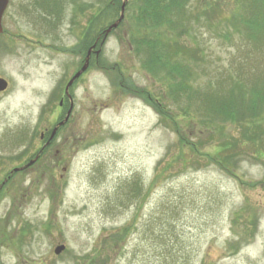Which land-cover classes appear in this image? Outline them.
<instances>
[{
	"label": "rangeland",
	"instance_id": "obj_1",
	"mask_svg": "<svg viewBox=\"0 0 264 264\" xmlns=\"http://www.w3.org/2000/svg\"><path fill=\"white\" fill-rule=\"evenodd\" d=\"M124 1L121 23L103 37ZM243 1L190 0L146 29L142 0H59L54 60L19 44L0 58L10 84L0 98V264H264V133L239 144L244 154L227 174L213 161L240 128L212 119L198 94L240 71L264 86V27L240 34ZM84 9L90 42L102 45L49 140L70 105L63 90L80 48L69 53V24L74 16L83 33ZM157 40L196 53L191 100L176 101L167 75L142 68L136 45ZM148 95L163 103V122Z\"/></svg>",
	"mask_w": 264,
	"mask_h": 264
},
{
	"label": "trees",
	"instance_id": "obj_2",
	"mask_svg": "<svg viewBox=\"0 0 264 264\" xmlns=\"http://www.w3.org/2000/svg\"><path fill=\"white\" fill-rule=\"evenodd\" d=\"M142 2L143 5L139 8L141 13L138 15L141 27L152 29L154 25H164V16L162 14H168V17H170L184 11L186 4L190 0H142ZM242 4L244 12L243 14H238L240 26L243 27V31H239L240 34L245 36L258 35L260 34L258 33L259 30L262 33L264 27V0H244ZM248 14H250L249 19ZM101 34H103V31H101ZM257 38L259 37L257 36ZM94 41L95 39H92L91 44ZM80 45L82 46V44ZM136 46L137 54L140 53L143 57L142 68L144 70L154 76L162 72V79H165L166 75L169 77L172 96L176 97V101L180 98L191 100L189 96L194 95L195 92L198 93V90H194L192 86V74L188 67L191 58L196 54L194 51L180 48L169 42L168 45L159 44L158 40L151 43L144 41L143 44L139 45L138 43ZM78 48L81 50L80 46ZM185 56H188V58H185ZM177 57L184 58L185 61L181 59L182 66L176 62L178 60L176 59ZM248 75H242L240 71L239 74L220 82L216 88L211 89L209 87L208 90L210 92L208 94L198 93L200 97L204 95L199 101L202 108H206L212 119L219 116L221 117L220 120L229 121L240 128L238 137H230L229 143L221 144V151L215 162L213 161L229 175H235L232 172L236 170L237 162L235 159L244 154L238 147L249 142H262L261 137L264 133V131L252 132L251 130L252 126L264 124V86L259 85L258 82H245ZM225 81L228 82L224 83ZM183 94L185 97H182ZM146 100L159 115L160 121L163 122L164 117L167 116L163 109V103L158 98L152 100L149 95ZM182 115L189 117L190 113L184 111ZM171 120L174 121V118L172 117ZM175 132L177 133L179 130L175 129ZM261 145L264 148L263 144Z\"/></svg>",
	"mask_w": 264,
	"mask_h": 264
},
{
	"label": "flooded vegetation",
	"instance_id": "obj_3",
	"mask_svg": "<svg viewBox=\"0 0 264 264\" xmlns=\"http://www.w3.org/2000/svg\"><path fill=\"white\" fill-rule=\"evenodd\" d=\"M59 3V0H8L7 7L1 19L2 33H0V58L4 55L8 58L19 44V47H21L26 54H28V52L32 53L44 50L47 62L54 60L59 51ZM85 12L84 9L83 33H81V29H79L78 26L79 20L76 22L74 16L70 19L69 24V31L72 36L71 51L69 50V53L73 55L76 53L75 49L77 45L81 47V50L77 53L79 55V62L75 72L83 65L87 56L90 59L92 54L89 26L86 22L87 14ZM74 26L76 30H74ZM81 34L82 42L80 43ZM80 44H82V46ZM6 58L5 66H8L9 62ZM88 68L89 67L81 73L73 82L72 86L88 72ZM75 72H73L72 76ZM0 78L7 81L6 90L0 92L1 98L9 89L10 84L4 74L0 73ZM63 94H65L64 90ZM63 104V100H60V106ZM44 136L43 133L41 140L44 139Z\"/></svg>",
	"mask_w": 264,
	"mask_h": 264
},
{
	"label": "water",
	"instance_id": "obj_4",
	"mask_svg": "<svg viewBox=\"0 0 264 264\" xmlns=\"http://www.w3.org/2000/svg\"><path fill=\"white\" fill-rule=\"evenodd\" d=\"M8 4V0H0V33L2 32V26H1V18H2V15L4 13V10L6 9V6ZM124 9H125V1L122 3L121 5V13H120V16L119 18L116 20V22L112 23L110 26H108V28L104 31V37H106L110 32L111 30L115 29L119 23L122 21L123 17H124ZM94 47V45L92 46V48ZM99 53V51H96V55ZM87 65H88V56L85 60V63L84 65L81 67V69L75 73V75L69 80V82L67 83L66 87H65V92L67 93L68 91V88L71 86V84L73 83V81L75 79H77L80 74L85 71V69L87 68ZM7 88V82L3 79L0 78V92L1 91H4L5 89ZM71 108V107H70ZM69 114H70V109L67 111V114L64 118V121H62L61 123H59L58 126H61L64 124L65 121H67L68 117H69ZM57 126V127H58ZM57 127L53 128L51 133H50V136H49V140H51L55 133H56V130H57ZM37 159V157L35 158V160ZM35 160L31 161L29 164H32ZM65 246L64 245H58L56 246V248L54 249V253L56 255L60 254L63 250H64Z\"/></svg>",
	"mask_w": 264,
	"mask_h": 264
}]
</instances>
